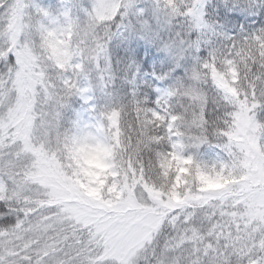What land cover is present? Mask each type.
Wrapping results in <instances>:
<instances>
[{
	"label": "snow or ice",
	"instance_id": "1",
	"mask_svg": "<svg viewBox=\"0 0 264 264\" xmlns=\"http://www.w3.org/2000/svg\"><path fill=\"white\" fill-rule=\"evenodd\" d=\"M167 3L172 6V0ZM127 7L130 5H121L118 0H94L87 18L78 22L71 12L79 9L77 0H51L48 4L43 0H0V225L6 227L0 235L19 238L25 233L26 238H43L51 231L49 225L63 223L64 216L70 214L77 220L90 221L87 231L94 238L90 243L96 245L93 264H104L106 258H114L116 264H130L136 242L153 228L160 231L170 227L181 232L199 225L205 232L212 229L215 236L223 231L228 204L235 202L242 208L250 201H264V135H256L257 131L264 134V27L230 37L223 51L209 53L191 74L193 81L211 84L215 97L210 99L202 92L204 132L188 137L187 159L206 174L194 150L215 139V147L223 153L221 169L235 171L244 178L243 183L214 193L193 190L191 198L181 197L178 206L170 208L146 198L137 202V210L122 207L110 212L99 211L81 192L78 177L88 170L93 150L104 154L107 175L122 165L114 161L108 145L92 134V125L79 112L67 109L65 102L75 93L88 103L89 89L80 87L79 81L87 79L93 67L99 69L107 25ZM228 7H220L221 15ZM260 7L259 15L250 19L264 25V0ZM171 10L176 11L174 7ZM229 19L239 21L242 17L232 15ZM156 44L168 48L162 40ZM148 52L149 60L156 58L151 49ZM233 72L237 74L234 83L228 78ZM190 88L177 87L157 95L151 103L133 95L131 102L137 106V113L130 111L129 118L142 116L150 122L154 134L167 136L169 146L179 142L183 147L184 133L177 123L183 114L172 101L177 95L187 98ZM153 114L163 122L155 120ZM209 119L214 122V132L207 130ZM169 120L174 124L171 131ZM173 131L177 133L175 139ZM236 136L243 141L237 142ZM137 147L130 143L125 153L131 155ZM179 155L184 156V152ZM138 159L139 166L144 167L143 159ZM37 174L55 198H73L70 210L62 212L64 205L59 203L24 211L34 207L26 198L38 186L33 183ZM139 189V185L132 189V199ZM122 199L128 197L122 194ZM256 239L249 235L231 248L221 245L220 250L228 257V264H264V242L257 245ZM32 247H40L39 239ZM0 264H33V259L30 254L21 259L5 245L0 251ZM40 264L48 262L43 259Z\"/></svg>",
	"mask_w": 264,
	"mask_h": 264
},
{
	"label": "rangeland",
	"instance_id": "2",
	"mask_svg": "<svg viewBox=\"0 0 264 264\" xmlns=\"http://www.w3.org/2000/svg\"><path fill=\"white\" fill-rule=\"evenodd\" d=\"M50 2L51 0H43L45 4ZM77 2L79 9H71L72 18L82 22L87 18V12L91 9L94 0H77ZM118 2L130 7L122 8L116 18L107 25L108 35L105 38V50L100 58L99 69L93 67L88 78H81L79 81L80 87L89 89L86 93L88 103L79 94L74 93L67 97L65 106L74 113V96L78 97L76 112L92 125V134L108 145L114 161L122 164L125 176L123 173L119 174L120 182L117 185L119 190L111 191L114 187V170L112 175H107L103 165L104 154L99 150H93L94 162L88 168L85 185L79 184L81 192L98 206L99 211L110 212L112 209L122 207L137 210V202L142 203L146 198L170 208L178 206L181 197L191 198L193 190L214 193L230 188L235 183H243L244 178L238 177L235 171L221 169L220 158L223 153L221 149L215 147L217 143L215 139L211 144L194 150L199 163L206 168V174H201L192 163L185 186L172 187L166 191L140 180L139 166L133 167L135 163L129 158L123 161L120 149L124 141L123 125L129 118L128 111L135 109L137 113V106L131 102L133 95L146 103H151L157 95H162L169 89L174 90L175 86H178L173 83L176 81L173 80V67H191L184 72L188 78L185 88L191 86L187 98L185 95H177L172 101L183 114V118L177 123L184 133L183 149L189 152L188 137L194 134L202 135L204 132L202 92L207 93L210 99L215 97V89L211 84H205L203 81L195 82L191 79L192 70L198 61H202L209 53L216 51L211 49L206 51L207 48L213 45L221 46L220 41L215 44L212 41L219 37L230 36L229 17L247 15L261 9L258 0H227L225 4L229 2L230 7L225 15L220 13V7L225 5L224 0H172L171 7L176 11L171 10L167 0H118ZM182 6L183 11L180 10ZM206 6L211 8L210 14L206 12ZM157 40H162L168 48L157 46ZM149 49L156 58L148 59ZM145 61H148L147 64ZM145 67L158 69L148 74ZM212 72L215 73L216 69L213 68ZM228 78L235 82L231 80V74ZM209 112L211 113L212 109H209ZM156 116L153 114L155 120L163 122ZM134 121L147 138L153 135L159 154L166 159V162L171 163V154L179 150L178 142L169 146L167 136L154 134L150 122L145 121L140 115ZM207 130L216 131L211 119L208 121ZM171 135L175 139L177 133L171 132ZM256 135L264 134L257 131ZM234 139L237 142L243 141L240 136ZM102 174L106 178L102 177ZM33 183L38 186L32 196L26 198V202L34 207L24 209L25 212L30 213L59 203L64 205L62 212L72 208L70 201L73 198L69 196L62 200L55 198L39 174ZM137 185L140 189L135 192V197L132 199V189ZM122 194L128 199H122ZM222 223L223 231H218L215 236L212 235V229L205 232L199 225L190 226L188 231L181 232H175L170 227L160 231L153 228L149 235L136 242L130 264H197L198 262L205 264L204 261H208L209 264H228V257L220 250L221 245L231 248L236 241L249 235L257 237L255 241L257 245L264 242V201H250L242 208L235 202L228 204ZM89 224L90 221L77 220L69 214L64 216L63 223L49 225V228L56 233L67 230L69 235L60 237L56 241L49 239L48 235L43 238H26L25 233H21L19 238L0 235V251L7 245L21 259L30 254L33 264H40V260L43 259H46L48 264H93L95 260L93 249L96 245L90 243L94 238L87 231ZM5 231L6 227L0 226V233ZM209 236H212L211 240ZM38 239L40 247L33 248ZM12 259H15V256ZM104 264H116V261L114 258H106Z\"/></svg>",
	"mask_w": 264,
	"mask_h": 264
},
{
	"label": "trees",
	"instance_id": "3",
	"mask_svg": "<svg viewBox=\"0 0 264 264\" xmlns=\"http://www.w3.org/2000/svg\"><path fill=\"white\" fill-rule=\"evenodd\" d=\"M255 14L257 15H255L254 17L259 15V13H255ZM253 25H255V28H253ZM262 27H264V25L257 24V21L255 19H249L246 21L245 24H243V27L240 28L241 32H237L239 28H237L234 31L235 35L233 37H240L241 34L247 35L250 31H257ZM240 65H243V63L240 62ZM130 126L131 127L125 130L123 134L124 141L121 143V149H120V155L122 160L125 161L127 158H129V160L134 161V163L137 166H139L138 158H142L145 166L138 167V170L140 172V175L138 176L140 180L154 187L165 188L167 185H169L170 187H177V188L183 187L187 182L188 176L190 175V167H189L190 161L187 159L189 152H185L182 150L184 152V156H180L179 152L177 153L175 152L176 153L174 154V159L176 160L175 167H172L171 169L167 168V170H165L163 166H161L160 159L157 156L156 149L154 147L155 143L152 142L150 144L149 138H147V135L142 134L140 132L139 125L135 123L134 120L131 121ZM130 143H134L138 147L136 151H134L131 155H128L125 153V146L129 145ZM91 159L92 156L89 155L88 168H90L93 164L90 163ZM88 173H89V169L86 172L81 173L80 176L78 177V183L81 186H84L85 183L87 182ZM120 173L124 174L123 167H117L116 169H114V177H113L114 187L111 190L113 192L119 190L117 189V185L120 182V177H119ZM96 176H98V174H96ZM102 177H105V175L102 174ZM0 226L4 227V225H0ZM204 263L208 264V262H204Z\"/></svg>",
	"mask_w": 264,
	"mask_h": 264
}]
</instances>
